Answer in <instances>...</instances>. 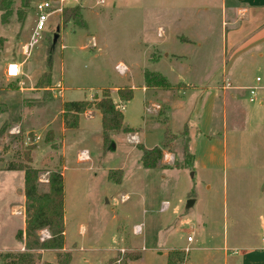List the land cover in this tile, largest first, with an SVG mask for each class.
<instances>
[{
    "label": "rangeland",
    "instance_id": "rangeland-1",
    "mask_svg": "<svg viewBox=\"0 0 264 264\" xmlns=\"http://www.w3.org/2000/svg\"><path fill=\"white\" fill-rule=\"evenodd\" d=\"M39 1L0 0V165L28 162L38 168L39 190L47 189L49 171L63 175L65 246L31 250L34 264L55 262L58 252L70 253L68 264H167L172 248H181L177 264H225L224 254L241 255L232 244L263 221L258 215L264 163L261 157L252 161L257 152L249 143L248 116H240L232 102L227 132L238 123L245 128L239 132L245 141L239 162L208 156L209 140L222 132L220 108L210 116L211 124H204L206 95L213 80L222 78L229 54L222 52L223 34L230 30L222 0H46L63 10L48 17L28 55L24 46ZM74 7L78 23L65 15ZM233 36L228 32L227 40L239 37ZM10 59L22 60L17 78L6 75ZM119 60L127 66L124 73L114 68ZM145 69L163 74L179 93L186 89L184 105L166 107L164 113L161 96L142 88ZM251 69L237 61L224 75L244 79ZM57 81L64 88L60 94L50 89ZM119 87H131L132 97L119 100ZM105 93L118 109L123 105L124 124L132 129L113 132L106 141L94 105ZM70 100L92 101L84 112L67 115L70 122L76 118L75 128L64 119L63 105ZM152 102L160 105L156 113L145 110ZM247 103L253 104L245 99L242 107ZM14 126L19 132L11 131ZM134 132L138 141H128ZM110 140L114 150H108ZM140 144L162 147L156 167L142 166ZM82 150L88 151L87 159L79 158ZM232 169L240 175L233 177ZM20 196L13 213L24 217L25 225L24 189ZM135 225L140 231L134 232ZM12 230L8 222L0 252L25 249L23 240L17 249ZM38 234L41 240L49 237L46 228Z\"/></svg>",
    "mask_w": 264,
    "mask_h": 264
},
{
    "label": "crops",
    "instance_id": "crops-1",
    "mask_svg": "<svg viewBox=\"0 0 264 264\" xmlns=\"http://www.w3.org/2000/svg\"><path fill=\"white\" fill-rule=\"evenodd\" d=\"M222 8L224 12V22L226 25L230 26V30L227 32L225 31L223 34L224 47L226 48L222 52L224 55L226 52H229V54L225 61V72L222 74V78L220 80L217 78L213 80L216 84L209 88L206 95V112L208 114V119H206L204 123L205 126L211 124L210 116L217 113L220 108L222 124L221 129L219 128L218 130L217 128V130L222 132H216V138L209 140L211 152L208 156L214 161L219 160V158L224 161L231 159L238 161L241 145L245 144V141H242V138L239 137V132L245 128L241 129L243 123L239 124L237 122L238 124H236V126L230 128L231 132H227L229 129L227 126V106L232 102V104L236 106V111L240 116H243V114L245 115V113L248 116V126L250 127L252 135V138L249 139V143L251 147H254L253 150L257 152V157L252 158V161L255 163L259 161L258 158L261 157L260 162L264 163V0H222ZM244 29H247L245 30L246 32L240 33L242 31L244 32ZM230 31L232 37H234L233 35H239L233 42L227 40V33ZM227 44L231 46V49H227ZM165 57H168V54H165ZM157 59H159V57L153 58V60ZM10 61H16L21 65L22 60L17 61L16 59H10L7 63ZM237 61H239L240 66H243L245 69L252 67L253 69L250 70L251 74L244 79L238 77L235 79L236 77L233 78L232 75L226 77V73L229 72L233 63ZM117 62L124 63L121 60ZM257 77H259V79H257ZM168 82L171 85L170 88L147 87L144 84L142 86V88L150 89L154 97L161 96L162 100L160 104L163 105L164 113L166 107H182L186 95H188L187 90L183 87H181V93H179L178 89H174V86L177 84H172L169 80ZM252 87H255L256 94L254 99L250 101L249 89ZM243 90L247 92L244 94L242 92ZM245 99H248V101L253 104L250 105L247 103L248 106L246 108L242 107V101ZM219 100H221L220 104L217 102ZM243 119L241 118V120ZM184 132H187V130H184L183 133ZM219 135L221 137H219ZM229 136L230 138H228ZM193 156H195V154H193ZM231 174L233 177H238L240 172L235 176L236 171L232 169ZM23 184L24 175L21 170L6 169L4 165H0V234L3 233L5 226L9 222L13 227L12 235L14 240H16V231L24 228V217L13 213V209L16 208V206L19 205L18 202L22 200V196L20 195L23 193ZM259 208L262 212L258 216L260 220H263L262 223L259 224L260 228H257L256 231H252L253 233L249 234L244 240L232 244V249L236 251H238V249L241 250V255H232L234 257L231 258V256L228 257L227 254H224L223 259L225 264H264V253H261V250L264 252V202ZM18 245L19 248L17 249H21V247H23L22 241H18ZM2 250H4V248L0 247V251ZM8 250H12V248H8ZM170 250H173V248ZM178 250H181V248H178ZM255 258L259 259L255 262ZM48 261L53 262L52 260Z\"/></svg>",
    "mask_w": 264,
    "mask_h": 264
},
{
    "label": "trees",
    "instance_id": "trees-1",
    "mask_svg": "<svg viewBox=\"0 0 264 264\" xmlns=\"http://www.w3.org/2000/svg\"><path fill=\"white\" fill-rule=\"evenodd\" d=\"M0 5V10H2ZM63 10V9H62ZM65 15L68 18H73L75 23H78L77 16L79 15L78 7L73 10H65ZM65 21H68L66 19ZM67 23V22H66ZM55 43H52V48ZM143 82L147 87L170 88L167 78L159 72L144 70ZM118 99L121 101L129 100L132 95L131 87H119L116 90ZM96 109L99 110L102 120V135L106 141L109 135L113 132L132 131L124 124L122 112L116 107L115 102L107 93L94 101ZM92 104L89 100H70L63 105L64 119L67 127H77L76 118L73 121L67 120L68 114L77 115L84 112ZM4 125L2 126V128ZM50 135H47L46 140L49 141ZM165 145V144H164ZM142 155L140 162L145 168L156 167L162 158V147L153 146L146 148L139 145ZM28 160V159H27ZM6 169H19L24 175V196H25V225L23 229H18L15 233V239L24 241L23 251H4L0 252V264H34V254L31 250L34 249H57L60 250L64 246V216H63V199L64 185L63 175L57 170L48 172V183L46 190H39L38 168L33 167L28 162L26 163H11L5 166ZM46 228L49 232V237L40 239L38 231ZM71 255L69 252H58L56 261H44L43 264H68ZM175 260L182 261V253L178 249H173L168 252L167 264H177Z\"/></svg>",
    "mask_w": 264,
    "mask_h": 264
},
{
    "label": "built area",
    "instance_id": "built-area-1",
    "mask_svg": "<svg viewBox=\"0 0 264 264\" xmlns=\"http://www.w3.org/2000/svg\"><path fill=\"white\" fill-rule=\"evenodd\" d=\"M62 1V0H60ZM100 2H102L103 0H99ZM36 8V19L34 22V25L31 29L28 41L26 42L25 46H24V53L28 54V51H30V49L38 42L39 38H40V31L43 29V27L45 26L46 21L48 20V17L54 13V12H60L62 11L63 7L61 5H59L58 7H53L51 5V3L49 1L46 0H42L36 3L35 5ZM92 44L95 45V41L93 39ZM30 53V52H29ZM29 55V54H28ZM114 68L119 72V73H124L127 70V66L122 63V62H118L117 64H115ZM20 65L18 64V62L16 61H10L9 63H7V67H6V75L10 78H17L20 76ZM257 79H259V77H257ZM52 90H56L55 92H58L59 94L63 91V85L61 83V81H57L52 88H50ZM249 100L252 101L255 97L256 91H255V87H252L249 89ZM123 109V105L119 106V110ZM160 109V105L158 103H150L146 108V112H152V113H156L158 110ZM11 131L13 132H19L18 127L14 126L11 128ZM128 141L130 142H136L138 141L137 135L136 133H132L129 135L128 137ZM79 158L80 159H87L89 157L88 155V151L87 150H82L79 154ZM127 197L123 196L122 200H125ZM167 206V202H163L162 208H165ZM140 231V226L139 225H135L134 226V232H138ZM187 239H190V237L188 236ZM264 242V240H263ZM187 250V248H186ZM234 252H236V250H233Z\"/></svg>",
    "mask_w": 264,
    "mask_h": 264
},
{
    "label": "water",
    "instance_id": "water-1",
    "mask_svg": "<svg viewBox=\"0 0 264 264\" xmlns=\"http://www.w3.org/2000/svg\"><path fill=\"white\" fill-rule=\"evenodd\" d=\"M57 36H58L57 32L53 33V37H52V43L53 44L55 43ZM108 150H114V143L111 140H110V143L108 144Z\"/></svg>",
    "mask_w": 264,
    "mask_h": 264
},
{
    "label": "bare ground",
    "instance_id": "bare-ground-1",
    "mask_svg": "<svg viewBox=\"0 0 264 264\" xmlns=\"http://www.w3.org/2000/svg\"><path fill=\"white\" fill-rule=\"evenodd\" d=\"M166 203V202H165Z\"/></svg>",
    "mask_w": 264,
    "mask_h": 264
}]
</instances>
